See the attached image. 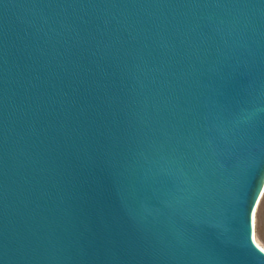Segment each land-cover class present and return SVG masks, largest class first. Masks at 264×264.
<instances>
[{"label": "water", "instance_id": "water-1", "mask_svg": "<svg viewBox=\"0 0 264 264\" xmlns=\"http://www.w3.org/2000/svg\"><path fill=\"white\" fill-rule=\"evenodd\" d=\"M264 0H0V264H264Z\"/></svg>", "mask_w": 264, "mask_h": 264}, {"label": "rangeland", "instance_id": "rangeland-1", "mask_svg": "<svg viewBox=\"0 0 264 264\" xmlns=\"http://www.w3.org/2000/svg\"><path fill=\"white\" fill-rule=\"evenodd\" d=\"M253 234L255 242L264 249V192L254 214Z\"/></svg>", "mask_w": 264, "mask_h": 264}, {"label": "bare ground", "instance_id": "bare-ground-1", "mask_svg": "<svg viewBox=\"0 0 264 264\" xmlns=\"http://www.w3.org/2000/svg\"><path fill=\"white\" fill-rule=\"evenodd\" d=\"M261 198H262V196H261ZM255 211H256V209H255ZM255 211L253 212V215H252V225L254 224V214H255ZM253 240H254V243L257 245V247H259L262 251H264V249L255 242L254 234H253Z\"/></svg>", "mask_w": 264, "mask_h": 264}]
</instances>
